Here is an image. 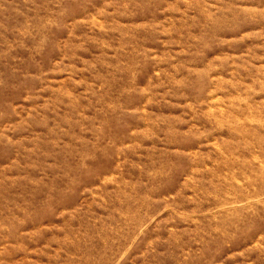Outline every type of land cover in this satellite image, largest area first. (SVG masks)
I'll return each mask as SVG.
<instances>
[{
  "label": "rangeland",
  "instance_id": "374dc122",
  "mask_svg": "<svg viewBox=\"0 0 264 264\" xmlns=\"http://www.w3.org/2000/svg\"><path fill=\"white\" fill-rule=\"evenodd\" d=\"M0 264H264V0H0Z\"/></svg>",
  "mask_w": 264,
  "mask_h": 264
}]
</instances>
